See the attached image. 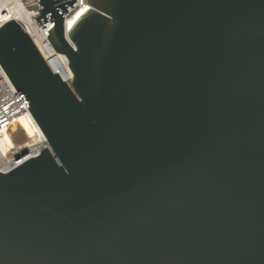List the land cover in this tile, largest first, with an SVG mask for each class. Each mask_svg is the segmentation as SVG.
Returning a JSON list of instances; mask_svg holds the SVG:
<instances>
[{
	"label": "water",
	"instance_id": "1",
	"mask_svg": "<svg viewBox=\"0 0 264 264\" xmlns=\"http://www.w3.org/2000/svg\"><path fill=\"white\" fill-rule=\"evenodd\" d=\"M82 2L36 17L71 84L0 26L48 142L0 171V264H264V0Z\"/></svg>",
	"mask_w": 264,
	"mask_h": 264
},
{
	"label": "built area",
	"instance_id": "2",
	"mask_svg": "<svg viewBox=\"0 0 264 264\" xmlns=\"http://www.w3.org/2000/svg\"><path fill=\"white\" fill-rule=\"evenodd\" d=\"M20 2L22 9L25 11L20 22L29 29L30 33L28 34L35 42L51 70L54 73L60 74L66 82L71 84L73 73L65 77L61 70L58 68L54 69L55 66L53 67L51 65V63L53 64L52 58L55 55L62 54L55 49L48 37L50 34L49 31L55 26V22L52 23L48 20L39 26L36 17L40 15V9L43 8L42 4H40V0H20ZM83 3L82 0H77V3L65 13V20L68 16L77 13L81 9ZM3 9L4 6L2 3L0 4V26L12 19L10 17H2V13L4 12ZM27 111H30L27 104L0 63V132L8 130L13 137V133L16 132L12 131L13 126L19 124V116ZM14 141L17 145L9 150L8 155H5L0 148V171L3 173L10 171L26 159L37 156L44 148H40L39 145L35 146L32 148L33 153L29 157L16 159V156L21 155L23 151H25V148L20 145V143L24 141H21L20 143L15 139ZM44 142L45 144H48L46 138L43 143Z\"/></svg>",
	"mask_w": 264,
	"mask_h": 264
},
{
	"label": "bare ground",
	"instance_id": "3",
	"mask_svg": "<svg viewBox=\"0 0 264 264\" xmlns=\"http://www.w3.org/2000/svg\"><path fill=\"white\" fill-rule=\"evenodd\" d=\"M2 3L4 6V12L2 13V17H10L18 21L22 19V16L25 11L22 9L20 0H0V4ZM89 8V4L83 3L81 9L77 13L68 16L66 18V30L69 31L71 27L76 23V21L81 17V15ZM52 62L54 65L51 62L50 63L53 67L55 66L54 69L58 68L59 70H61L65 77L73 73L68 67L67 58L65 54L62 53L59 55H55L52 58ZM18 121L19 124H15L12 128V131H17L18 127H20L24 130L28 138L22 143L19 142L20 145L26 150L25 154L21 155V158L29 157L33 153L32 148L35 146L39 145L40 148L48 146V144H45V142L43 143L46 136L30 111H27L20 115ZM16 145L17 144L15 143L10 131L5 130L3 132H0V148L2 149L5 155H8L9 150L15 147Z\"/></svg>",
	"mask_w": 264,
	"mask_h": 264
},
{
	"label": "rangeland",
	"instance_id": "4",
	"mask_svg": "<svg viewBox=\"0 0 264 264\" xmlns=\"http://www.w3.org/2000/svg\"><path fill=\"white\" fill-rule=\"evenodd\" d=\"M13 137V139H15L17 142L25 141L28 139L24 130L20 127H18V130L13 133Z\"/></svg>",
	"mask_w": 264,
	"mask_h": 264
}]
</instances>
